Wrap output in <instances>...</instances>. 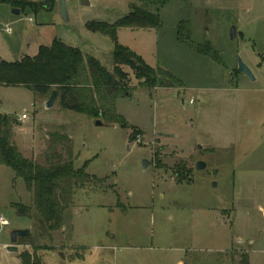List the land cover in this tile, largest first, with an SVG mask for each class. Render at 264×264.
Wrapping results in <instances>:
<instances>
[{"label":"rangeland","instance_id":"obj_1","mask_svg":"<svg viewBox=\"0 0 264 264\" xmlns=\"http://www.w3.org/2000/svg\"><path fill=\"white\" fill-rule=\"evenodd\" d=\"M90 1L66 0V20L60 0H0V61L35 55L58 39L113 68L114 41L87 22H115L142 3ZM159 9L161 27L118 32L121 44L169 73L148 89L124 67L133 94L115 103L127 127L97 125L58 103L47 108L31 88L0 85V111L15 118L22 152L44 161L49 134L61 128L74 140L75 168L88 173L63 228L51 232L34 210L19 212L15 204L34 207V195L0 165V217L9 221L0 224V264H22L20 254L35 246L45 264H242L246 257L264 264V0H166ZM182 20L219 60L178 39ZM14 229L31 230L16 252L8 250Z\"/></svg>","mask_w":264,"mask_h":264},{"label":"trees","instance_id":"obj_2","mask_svg":"<svg viewBox=\"0 0 264 264\" xmlns=\"http://www.w3.org/2000/svg\"><path fill=\"white\" fill-rule=\"evenodd\" d=\"M137 1L142 4L133 3L130 12L115 22H87L89 30L114 41L113 68L80 47L55 39L50 45H41L35 55H26L17 61L1 60L0 85L28 87L45 100L57 90L56 103L61 110L127 127L128 121L117 112L115 103L118 97L133 94L129 73L124 67L132 69L139 85L148 89L155 88L159 78L168 73L163 68L150 66L142 56L119 42L118 32L122 28L154 29L162 25L159 8L166 0ZM192 33L191 21L182 20L178 39L201 54L220 59L210 45H197ZM172 79L178 80L174 76ZM14 120L0 111V165L13 168L34 195V207L15 205L21 214L34 210L46 230H61L65 214L73 205L75 187L88 179L86 165L75 168L74 140L68 132L58 130L61 128L49 134L44 161L27 157L13 141ZM40 248L35 246L33 253L22 252V264H45L38 254ZM242 264H249L247 257Z\"/></svg>","mask_w":264,"mask_h":264},{"label":"water","instance_id":"obj_3","mask_svg":"<svg viewBox=\"0 0 264 264\" xmlns=\"http://www.w3.org/2000/svg\"><path fill=\"white\" fill-rule=\"evenodd\" d=\"M81 3L84 6H90L91 5V1L90 0H81ZM60 4H61V12L62 15L64 16V18L66 20H69V14H68V10H67V3L66 0H60ZM13 14L19 16L21 14V10L19 8H14L13 9ZM238 36V30L237 27L234 25L231 29V38L232 39H236ZM239 66L240 69L247 74L252 80H255V76L252 72V70L250 69V67L242 60L240 59L239 61ZM162 82V79H159V83ZM57 96H58V92L57 90H54L53 93L51 94V96L49 97V99L46 101V107L47 108H53L56 104L57 101ZM97 125H103V121L98 119L97 120ZM160 135H165V136H173V134L170 133H162L160 132ZM149 161L148 160H144L143 164L144 167L146 168L149 165ZM207 167V163L204 160H200L197 163V169L198 170H203ZM31 234V230L30 229H14L12 231V242L13 244L11 246L8 247L9 251L12 252H16L18 251V245L16 244L19 240V238L21 237H26L29 236ZM243 240H240V242H242Z\"/></svg>","mask_w":264,"mask_h":264},{"label":"built area","instance_id":"obj_4","mask_svg":"<svg viewBox=\"0 0 264 264\" xmlns=\"http://www.w3.org/2000/svg\"><path fill=\"white\" fill-rule=\"evenodd\" d=\"M32 20V19H31ZM8 31H11V28H8L7 29ZM28 118V114L27 113H23L22 114V116H21V119H27ZM0 224L2 225V226H7V225H9V221L6 219V218H4L3 216H1L0 217Z\"/></svg>","mask_w":264,"mask_h":264},{"label":"crops","instance_id":"obj_5","mask_svg":"<svg viewBox=\"0 0 264 264\" xmlns=\"http://www.w3.org/2000/svg\"><path fill=\"white\" fill-rule=\"evenodd\" d=\"M71 46H73V45H71ZM81 48V47H80ZM82 50L84 49V48H81ZM91 54V53H90ZM49 99V98H48ZM48 99H46V100H44V102H46ZM0 107H1V105H0ZM28 118H29V115H28ZM27 118V119H28Z\"/></svg>","mask_w":264,"mask_h":264}]
</instances>
